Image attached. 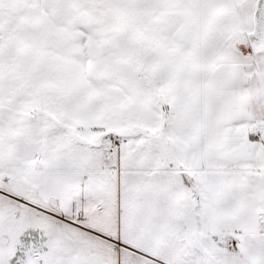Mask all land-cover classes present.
Masks as SVG:
<instances>
[{
	"label": "snow or ice",
	"instance_id": "1",
	"mask_svg": "<svg viewBox=\"0 0 264 264\" xmlns=\"http://www.w3.org/2000/svg\"><path fill=\"white\" fill-rule=\"evenodd\" d=\"M0 264H264V0H0Z\"/></svg>",
	"mask_w": 264,
	"mask_h": 264
}]
</instances>
